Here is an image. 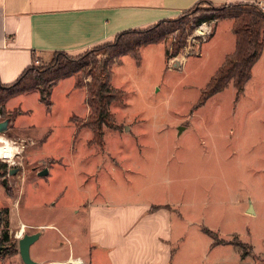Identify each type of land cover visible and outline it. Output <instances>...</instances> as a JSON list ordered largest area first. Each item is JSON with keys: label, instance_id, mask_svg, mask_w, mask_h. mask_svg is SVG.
I'll use <instances>...</instances> for the list:
<instances>
[{"label": "rangeland", "instance_id": "rangeland-1", "mask_svg": "<svg viewBox=\"0 0 264 264\" xmlns=\"http://www.w3.org/2000/svg\"><path fill=\"white\" fill-rule=\"evenodd\" d=\"M211 5L222 3L206 0L200 7ZM215 22L202 23L209 26L204 31L197 26L173 57L166 52L177 32L144 45L140 60L130 53L116 59L111 85L124 96L110 104L114 123L104 128L101 140H91L86 125L91 76L85 73L74 75L82 95L63 79L49 102L39 91L9 100L0 120L12 117L0 139L18 142L12 163L20 169L10 174L11 163L0 157L6 164L0 177H7L6 184L0 181V238L8 232L0 244L11 251L0 252L1 258L25 264L9 259L14 250L19 254L21 224L11 221L9 208H1L9 200L8 187L9 195L21 193L17 214L25 222L59 228L42 227L43 234L31 243V257L41 262L67 253L70 241L82 247L89 240L87 204L115 209V219H125L121 213L129 208L135 221L126 236L133 237L137 229L160 227L144 207L169 203L173 219L167 225L172 222L176 248L172 264H264V57L243 90L230 84L201 104L205 86L236 43L232 19H219L214 29ZM96 54L102 62L107 57L104 49ZM44 166L48 173L38 174ZM250 203L254 213L248 212ZM25 229L24 234L38 228Z\"/></svg>", "mask_w": 264, "mask_h": 264}, {"label": "crops", "instance_id": "crops-1", "mask_svg": "<svg viewBox=\"0 0 264 264\" xmlns=\"http://www.w3.org/2000/svg\"><path fill=\"white\" fill-rule=\"evenodd\" d=\"M201 1L203 0H0V79L8 84L17 79L26 67L33 64L34 59L37 62L50 61L56 51L83 53L100 43L112 41L119 32L128 28H143L159 20L179 16ZM209 1L218 4L257 0ZM262 1L264 9V0ZM218 21L213 24L214 29L217 28ZM201 28L204 31L209 26L201 24ZM263 57L264 49L253 68ZM74 77L71 75L63 79H68V89L80 91L75 87ZM33 92L37 93L38 90ZM80 94L82 95L81 91ZM9 100L3 106L4 110L8 109ZM76 127L77 133L79 127ZM2 178L0 177V181ZM5 189L9 200L1 208H9L11 221L21 225L24 223L26 227L38 228L36 232H40V235L44 232L41 230L42 227L59 229L53 223L25 222L17 214V198L21 193L16 191L9 195L8 187ZM103 205L87 204L89 240L82 247L70 241L67 253L64 251L61 255L43 262L38 259L37 261L43 264L78 258L84 264L173 263V252L176 248L170 237L172 222L170 226L167 225V222L173 219L172 213L168 211L171 209L169 203H152L144 207L146 217L160 227L151 228L147 232L142 228L137 229L133 237L126 236L135 221L130 209L127 208L121 213L125 219L121 216L115 219V209ZM11 257L21 259L17 253L9 256V259ZM0 263L10 264L1 257Z\"/></svg>", "mask_w": 264, "mask_h": 264}, {"label": "trees", "instance_id": "trees-1", "mask_svg": "<svg viewBox=\"0 0 264 264\" xmlns=\"http://www.w3.org/2000/svg\"><path fill=\"white\" fill-rule=\"evenodd\" d=\"M203 0L183 15L173 18L159 20L157 23L143 28H128L119 32L112 41L98 44L80 54H70L65 51H56L53 58L47 64L40 65L33 60V64L26 67L23 72L12 82L3 83L0 79V113L4 112L3 106L11 98L24 92L38 90L40 98L49 102L51 90L61 79L78 73H85L91 76L87 83V101L90 106V113L86 125L90 126L93 138L102 139L104 128L113 127V113L110 111V104L115 100H121L124 91L111 85L112 66L117 58L123 55L132 54L140 60V49L148 43H159L167 40L174 33L175 41L172 50L167 49L166 56L173 57L182 52L187 45L189 35L205 21H218V19L230 18L233 21L232 27L235 33L234 51L226 55V59L216 70L215 75L205 86L201 94L200 103H204L212 95L227 88L232 84L238 91L244 89V85L252 76V68L259 60L264 49V10L254 1L248 2H223L222 5L208 6L201 9ZM192 11L202 12L195 19L189 14ZM104 49L107 57L102 62L98 59L96 52ZM80 86L81 81H77ZM6 117H12L7 115ZM4 117V118H6ZM6 164L0 162V176L5 174ZM4 211L8 212V209ZM8 223V221H6ZM206 233H213L211 228H204ZM8 240L6 231L0 242ZM216 243L217 242L215 239ZM221 242H225L222 240ZM239 244L237 245H240ZM10 246L1 251L2 254H10ZM15 253V250L12 254ZM248 255L243 252V256Z\"/></svg>", "mask_w": 264, "mask_h": 264}, {"label": "water", "instance_id": "water-1", "mask_svg": "<svg viewBox=\"0 0 264 264\" xmlns=\"http://www.w3.org/2000/svg\"><path fill=\"white\" fill-rule=\"evenodd\" d=\"M9 118H5L3 120H0V132H5L9 128ZM17 169L11 168L10 174L16 172ZM48 168L44 167L41 169L39 174H47ZM3 182L7 183V177H3ZM248 212L254 213L255 209L253 208L252 204L250 203V206L248 207ZM40 235V232H28L25 233L22 237L18 239L19 244V254L21 259H23L25 264H41L37 260L33 259L30 254V246L31 243L34 242ZM7 249L6 245L0 244V252Z\"/></svg>", "mask_w": 264, "mask_h": 264}, {"label": "bare ground", "instance_id": "bare-ground-1", "mask_svg": "<svg viewBox=\"0 0 264 264\" xmlns=\"http://www.w3.org/2000/svg\"><path fill=\"white\" fill-rule=\"evenodd\" d=\"M18 151V146L16 143L12 142L10 139V145H7L0 139V157H4L6 159H13ZM19 152V151H18ZM24 225H21L19 234L23 235L22 231H25ZM74 264H80V261H75Z\"/></svg>", "mask_w": 264, "mask_h": 264}, {"label": "built area", "instance_id": "built-area-1", "mask_svg": "<svg viewBox=\"0 0 264 264\" xmlns=\"http://www.w3.org/2000/svg\"><path fill=\"white\" fill-rule=\"evenodd\" d=\"M255 3H256L257 5H259L261 8H263V1H262V0H257V1H255ZM1 116H2V114L0 113V119H1ZM11 141L14 142V143H18V142H17L16 140H14V139H11ZM2 158H4V157H2ZM4 159H6V158H4ZM8 160H9V163H11V164H10V167L13 166V165H14V163H12V160H13V159L10 158V159H8ZM0 216H1V214H0ZM20 228H21V227H20ZM20 228H19V229H20ZM23 235H24V233H23ZM23 235H20L18 231H17V233H16V236H17L18 238L22 237ZM75 261H80V264H84L83 261H82L81 259H78V258H74V259L70 258L69 260H66V261L48 262V263H43V264H74Z\"/></svg>", "mask_w": 264, "mask_h": 264}, {"label": "flooded vegetation", "instance_id": "flooded-vegetation-1", "mask_svg": "<svg viewBox=\"0 0 264 264\" xmlns=\"http://www.w3.org/2000/svg\"><path fill=\"white\" fill-rule=\"evenodd\" d=\"M11 168H15V169H17L16 172L20 169V167H19V166H16V165H15V166H12ZM11 168H9V173H10ZM14 173H15V172H14ZM24 227L26 228L25 225H24ZM25 228H24V229H25ZM25 230H26V229H25ZM24 232H25V231H24Z\"/></svg>", "mask_w": 264, "mask_h": 264}]
</instances>
